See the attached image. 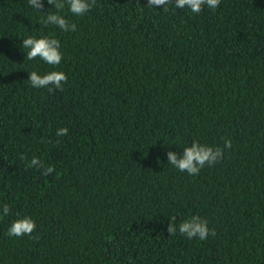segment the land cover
Listing matches in <instances>:
<instances>
[{
  "label": "trees",
  "instance_id": "trees-1",
  "mask_svg": "<svg viewBox=\"0 0 264 264\" xmlns=\"http://www.w3.org/2000/svg\"><path fill=\"white\" fill-rule=\"evenodd\" d=\"M43 2L0 0V264H264V0L66 5L74 32L45 26L57 10ZM43 36L60 41L59 65L25 59L23 39ZM32 71L67 83L33 88ZM227 139L197 175L168 164ZM193 215L216 235L179 233ZM23 217L35 231L7 235Z\"/></svg>",
  "mask_w": 264,
  "mask_h": 264
},
{
  "label": "clouds",
  "instance_id": "clouds-1",
  "mask_svg": "<svg viewBox=\"0 0 264 264\" xmlns=\"http://www.w3.org/2000/svg\"><path fill=\"white\" fill-rule=\"evenodd\" d=\"M171 0H148L149 6H164L169 4ZM47 3L54 5L56 12L51 10L47 12L46 19L44 20L45 26L54 25L59 27L64 32L76 31L77 26L75 23L70 22L65 18L61 12L65 9L66 5L69 11L75 16H83L88 13L95 5L96 0H47ZM221 0H175L176 8H188L192 13L201 12L205 6L210 9H216L220 6ZM29 6L41 11L44 8L43 0H28ZM42 12V11H41ZM24 49H29L25 59L35 60L40 58L49 65L57 66L63 59L61 52L60 41L56 38L43 36L41 38L28 37L23 39L21 45ZM67 75L62 71H51L47 74L40 75L37 71L30 72L28 81L33 88H47L49 92L54 90L63 91V85L67 83ZM68 128H60L57 131L58 136L68 134ZM232 141L227 139L223 147L209 146L195 141L191 146L185 147L182 156L176 152L169 151L168 164L173 165L181 172H187L189 175H197L202 168L215 165L220 162L224 156L225 148L230 149ZM29 167H37L42 170L44 176H48L55 172L54 166L45 165L39 157H33L30 161ZM3 215H8L10 208L5 204L2 208ZM37 225L31 217H23L16 220L8 230L7 235L13 237H22L24 235H31ZM170 236L177 232V227L172 223L168 226ZM179 233L185 235L188 239L199 238L206 240L209 235L215 236L214 229L210 230L208 221L202 219L199 215H193L179 225Z\"/></svg>",
  "mask_w": 264,
  "mask_h": 264
}]
</instances>
